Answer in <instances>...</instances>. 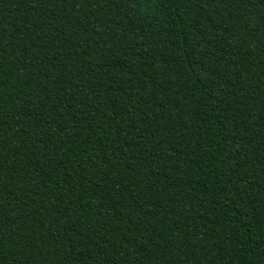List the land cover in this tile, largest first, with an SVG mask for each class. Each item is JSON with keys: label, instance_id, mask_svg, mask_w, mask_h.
<instances>
[{"label": "trees", "instance_id": "obj_1", "mask_svg": "<svg viewBox=\"0 0 264 264\" xmlns=\"http://www.w3.org/2000/svg\"><path fill=\"white\" fill-rule=\"evenodd\" d=\"M0 264H264V0H0Z\"/></svg>", "mask_w": 264, "mask_h": 264}]
</instances>
